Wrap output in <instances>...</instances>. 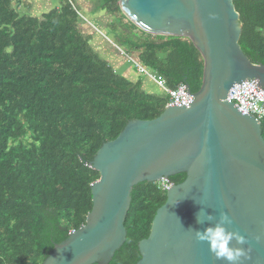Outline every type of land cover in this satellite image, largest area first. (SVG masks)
I'll list each match as a JSON object with an SVG mask.
<instances>
[{
  "label": "trees",
  "instance_id": "1",
  "mask_svg": "<svg viewBox=\"0 0 264 264\" xmlns=\"http://www.w3.org/2000/svg\"><path fill=\"white\" fill-rule=\"evenodd\" d=\"M97 2L93 12L110 17L99 23L113 44L69 2L38 15L23 0H0V264H43L84 226L93 209L91 185L100 178L91 168L96 153L129 121L154 120L165 111L168 95L157 85L159 94L147 91L136 64L169 89L201 88L204 61L190 39L147 34L123 15L119 0ZM234 5L241 49L264 66V0ZM99 41L136 71L123 75L110 53L99 51ZM261 125L264 138V120ZM184 180L170 178L175 185ZM166 201L158 183L134 188L127 240L110 264L140 260L138 243L149 237Z\"/></svg>",
  "mask_w": 264,
  "mask_h": 264
},
{
  "label": "water",
  "instance_id": "2",
  "mask_svg": "<svg viewBox=\"0 0 264 264\" xmlns=\"http://www.w3.org/2000/svg\"><path fill=\"white\" fill-rule=\"evenodd\" d=\"M123 15L153 36L185 37L204 61L194 101L166 107L150 121L131 120L94 156L100 175L91 185L93 209L86 224L54 247L43 264H110L127 240L132 194L142 183L177 175L157 211L149 237L138 243L136 264H227L217 260L193 231L201 211L225 212L229 230L245 237L250 258L264 264V138L254 116L228 102L229 91L255 80L264 91V66L240 46L242 24L234 0H119ZM214 223V221H213ZM259 237V240H257Z\"/></svg>",
  "mask_w": 264,
  "mask_h": 264
},
{
  "label": "built area",
  "instance_id": "3",
  "mask_svg": "<svg viewBox=\"0 0 264 264\" xmlns=\"http://www.w3.org/2000/svg\"><path fill=\"white\" fill-rule=\"evenodd\" d=\"M138 67V71L145 74L151 79L159 88L164 91L169 97L168 106L181 103L185 105L194 101V95L188 92L186 84H179L175 89H169L165 81L156 73L150 74L142 66ZM230 98L228 102L233 103L246 113L254 116L258 121L264 120V91L255 80H249L242 84L235 85L228 93ZM167 106V107H168ZM162 192H167L172 183L168 180H163L158 183Z\"/></svg>",
  "mask_w": 264,
  "mask_h": 264
},
{
  "label": "clouds",
  "instance_id": "4",
  "mask_svg": "<svg viewBox=\"0 0 264 264\" xmlns=\"http://www.w3.org/2000/svg\"><path fill=\"white\" fill-rule=\"evenodd\" d=\"M196 219L198 224L203 225L207 223L208 225L202 231H193L196 239L199 242H206L209 245V251L217 260L226 261L227 264H237L241 258H250L248 256L249 250L246 251L242 247L233 246V241L237 245H244L247 241L239 233L229 230L232 219L227 213L221 212L217 219L210 214L200 211ZM257 240H259V237H257Z\"/></svg>",
  "mask_w": 264,
  "mask_h": 264
},
{
  "label": "rangeland",
  "instance_id": "5",
  "mask_svg": "<svg viewBox=\"0 0 264 264\" xmlns=\"http://www.w3.org/2000/svg\"><path fill=\"white\" fill-rule=\"evenodd\" d=\"M23 2L26 5H29V9L32 12H35L38 15H41L44 12L50 11L52 7L55 5H64L66 2H69L74 9L78 10L79 16L81 20L85 21V25H89L92 27L90 22L95 23L100 27V31L97 30L96 32L102 36L103 41L113 44L112 41H110L105 34L101 33V30H105V25L104 23H99V20H103V22H107L110 17L108 16L107 13H96L93 12L94 7H97L99 2L97 0H23ZM85 27V26H84ZM103 41H99L97 43L98 49L104 56H108V51L109 48H106L103 43ZM110 60H113L112 62H116L119 64L120 70L123 73V75H128L130 72H135L136 67L134 64H128L125 60L124 57H122L120 54H112L110 53ZM138 69V68H137ZM144 77V83H145V89L149 92L159 94L160 89L154 84L145 74H142ZM263 121V120H262Z\"/></svg>",
  "mask_w": 264,
  "mask_h": 264
}]
</instances>
